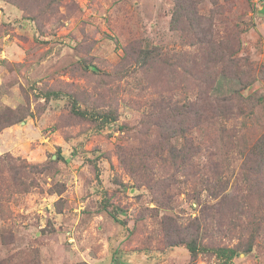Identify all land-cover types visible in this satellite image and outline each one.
Returning a JSON list of instances; mask_svg holds the SVG:
<instances>
[{"label": "rangeland", "instance_id": "374dc122", "mask_svg": "<svg viewBox=\"0 0 264 264\" xmlns=\"http://www.w3.org/2000/svg\"><path fill=\"white\" fill-rule=\"evenodd\" d=\"M187 1L0 0V118L19 119L0 130V264L221 262L191 239L264 264V161L245 153L264 137V0H189L210 46L176 21ZM225 41L248 76L208 61ZM236 93L245 116L191 113Z\"/></svg>", "mask_w": 264, "mask_h": 264}, {"label": "trees", "instance_id": "16d2710c", "mask_svg": "<svg viewBox=\"0 0 264 264\" xmlns=\"http://www.w3.org/2000/svg\"><path fill=\"white\" fill-rule=\"evenodd\" d=\"M215 1V0H213ZM186 6H181L183 8L182 12L177 13V17L175 18L176 21H182L185 23V25L188 26H196V29L202 34L201 42L206 44L207 46H210L212 43H214V39L218 38L219 35V29L216 28V34L217 38L214 37L215 31L213 30L214 24L207 25L204 21V18L199 14L198 9L196 5L192 4L189 0ZM215 25H221L224 23L222 18H218L215 21ZM225 46L221 43L216 46H212L211 49L207 50L206 56L210 63L217 64L220 63L221 74L229 77H234L236 79H239L241 75H247L245 70L242 69H232L230 63H236V59L231 58V55L229 52L230 46L228 44V41L224 42ZM158 47L153 46L151 48L145 49L142 51L143 56L149 57V58H157L160 55V52L157 51ZM229 51V52H228ZM131 53L139 54L138 51L134 49V46L129 44L128 51L126 53L123 51V58L126 55H130ZM238 61V60H237ZM219 72V73H220ZM46 97H49L50 95H55V91H45L43 92ZM205 97L202 96L201 102L194 103L191 107V113L199 118L200 116H203L204 118H211V117H220L222 120H225L229 115H235L233 117H240L245 116L247 112H245V107L242 106L241 101H243L245 98H243L239 93L231 94L229 96H216L212 95L211 98L207 99L206 102H202ZM242 106V107H241ZM71 110L73 113L81 114L82 116H85V114L75 105L73 104L71 106ZM251 111V108L248 107V112ZM93 116V119L97 117L98 121H102V123H108V121L113 120V118H108L107 115L104 113H97V114H90ZM12 116V117H11ZM96 119V121H97ZM115 119V118H114ZM19 119L13 115H10L8 118H0V130L5 127L9 126L11 124H14L18 122ZM220 130L218 132V136L220 140L225 144H233L239 149L238 144V138L239 133L236 129L233 130L234 127L226 128ZM243 142V141H241ZM240 142V143H241ZM246 156L248 158H255L256 162L260 165L264 159V137H261L260 139L256 140L254 144H252L250 147H247L246 150ZM247 158V159H248ZM228 201V200H227ZM225 201V202H227ZM186 248L191 254H196L199 250H205V251H211L215 256L221 260L218 264H230L232 259L238 254V251L235 247H227V246H201L199 247L194 239L188 240L186 242ZM251 248L247 247L243 249L242 251L248 252Z\"/></svg>", "mask_w": 264, "mask_h": 264}, {"label": "water", "instance_id": "95a60500", "mask_svg": "<svg viewBox=\"0 0 264 264\" xmlns=\"http://www.w3.org/2000/svg\"><path fill=\"white\" fill-rule=\"evenodd\" d=\"M257 12H258L259 14L264 15V5L261 6V8H259V9L257 10Z\"/></svg>", "mask_w": 264, "mask_h": 264}]
</instances>
